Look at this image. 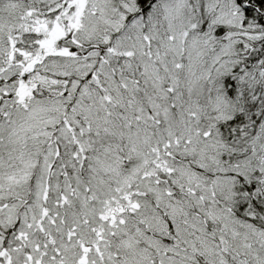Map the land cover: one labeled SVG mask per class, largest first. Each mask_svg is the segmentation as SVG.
<instances>
[{"label": "snow or ice", "instance_id": "6c2138e0", "mask_svg": "<svg viewBox=\"0 0 264 264\" xmlns=\"http://www.w3.org/2000/svg\"><path fill=\"white\" fill-rule=\"evenodd\" d=\"M0 264H264V0H0Z\"/></svg>", "mask_w": 264, "mask_h": 264}]
</instances>
